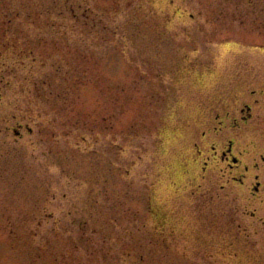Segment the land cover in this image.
<instances>
[{
    "label": "rangeland",
    "instance_id": "obj_1",
    "mask_svg": "<svg viewBox=\"0 0 264 264\" xmlns=\"http://www.w3.org/2000/svg\"><path fill=\"white\" fill-rule=\"evenodd\" d=\"M263 106L264 0H0V264H264Z\"/></svg>",
    "mask_w": 264,
    "mask_h": 264
},
{
    "label": "flooded vegetation",
    "instance_id": "obj_2",
    "mask_svg": "<svg viewBox=\"0 0 264 264\" xmlns=\"http://www.w3.org/2000/svg\"><path fill=\"white\" fill-rule=\"evenodd\" d=\"M261 100L255 99L252 105H246V108L242 109V112L245 110L247 113L246 115H243V119L245 121L249 122L252 119L253 109L254 110L257 108L260 109L262 105ZM262 118L264 119V117ZM256 125L257 124L254 123V126L252 127L256 129L257 128ZM213 149H215L214 146ZM216 155L219 156L223 162H226L227 169H229L231 172L234 171L240 172V175L233 176L234 182L240 183L241 185H245V186L247 185V188H249L251 196L253 197L262 193V190H264V154L261 155V162L253 160L252 163L245 162V164H243L239 160V158L234 155L233 141L230 140L227 144V147L220 152L218 151ZM260 171L262 173H259ZM246 179L248 180L246 181ZM248 182L250 185L248 184Z\"/></svg>",
    "mask_w": 264,
    "mask_h": 264
}]
</instances>
